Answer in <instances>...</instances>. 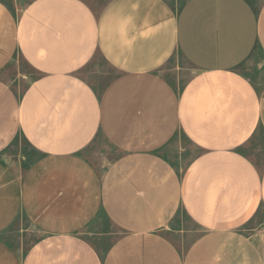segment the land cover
I'll return each mask as SVG.
<instances>
[{
	"label": "crops",
	"instance_id": "crops-1",
	"mask_svg": "<svg viewBox=\"0 0 264 264\" xmlns=\"http://www.w3.org/2000/svg\"><path fill=\"white\" fill-rule=\"evenodd\" d=\"M12 1L0 73L30 72L0 77V264H264V228L245 230L264 165L244 151L264 138V0ZM176 55L181 86L162 75ZM95 56L115 71L100 91L79 76ZM98 136L118 153L99 169ZM179 137L196 154L172 161ZM21 219L26 250L5 238Z\"/></svg>",
	"mask_w": 264,
	"mask_h": 264
},
{
	"label": "rangeland",
	"instance_id": "rangeland-1",
	"mask_svg": "<svg viewBox=\"0 0 264 264\" xmlns=\"http://www.w3.org/2000/svg\"><path fill=\"white\" fill-rule=\"evenodd\" d=\"M5 3L11 4L12 0H2ZM253 59V60H252ZM252 59L243 66L242 70L246 72L247 75L252 77L257 81L262 80L261 77L259 79L257 73V66L259 61L261 60V55L259 53H255L252 56ZM30 72V69L24 64V62L17 58L15 62H12L8 67H6L1 73L0 77L4 80L12 81L13 78L20 75V73ZM193 74V70L191 66L187 65L180 56H174L163 68L162 75L166 76L169 79L174 80L176 86H181L184 81L188 78L189 75ZM115 75V71L108 66L101 57L95 56L93 60L84 67L79 76L84 79L87 83L92 85L97 91H100L102 87L106 85V83L113 78ZM258 83V82H257ZM15 84V83H14ZM21 88V84H20ZM19 140V139H18ZM17 141V140H16ZM21 144V141L19 142ZM180 147H183L190 153V157H193L196 154V149L190 146L186 140L182 137L175 140L172 144H170L166 149V156L175 161L177 159L178 150ZM16 149L10 148L6 151L9 155L14 157ZM250 159L257 166L261 167L264 165V138L262 134H258L245 148L244 150ZM6 153V154H7ZM84 156L91 162V164L99 169L102 165H105L107 162L112 161L114 158L118 156V153L114 151L112 148L108 146V144L98 136L96 140L92 143V145L88 146L84 151ZM185 159L180 161L181 166H183L186 162ZM180 219H182V227L187 229L191 227V224L188 220L182 215H180ZM262 225L264 228V211L260 210L259 215L252 224L247 226L245 230H251L254 226L258 224ZM27 228V232H23L22 229ZM249 232V231H248ZM6 240L10 241V243L14 246L22 247L24 250L27 249L36 239L38 235L29 230L28 223L25 220H19L5 235ZM191 238V237H190ZM185 239L184 244L188 243L189 239Z\"/></svg>",
	"mask_w": 264,
	"mask_h": 264
},
{
	"label": "trees",
	"instance_id": "trees-1",
	"mask_svg": "<svg viewBox=\"0 0 264 264\" xmlns=\"http://www.w3.org/2000/svg\"><path fill=\"white\" fill-rule=\"evenodd\" d=\"M183 137V136H182ZM174 167H176L175 165H174ZM256 167H258L257 165H256ZM259 169V168H258Z\"/></svg>",
	"mask_w": 264,
	"mask_h": 264
}]
</instances>
